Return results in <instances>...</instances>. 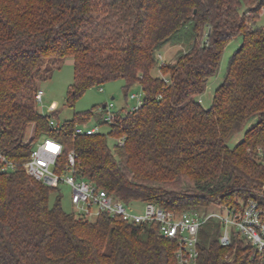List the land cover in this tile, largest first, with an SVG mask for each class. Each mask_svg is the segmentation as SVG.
<instances>
[{
  "label": "trees",
  "instance_id": "obj_1",
  "mask_svg": "<svg viewBox=\"0 0 264 264\" xmlns=\"http://www.w3.org/2000/svg\"><path fill=\"white\" fill-rule=\"evenodd\" d=\"M263 8L264 0H0V150L22 163L39 137H53L63 146L59 164L73 151L77 177L125 203L148 201L175 213L264 203V29L254 27ZM238 35L205 108L198 96ZM169 42L185 48L153 77L156 52ZM66 58L73 64L69 106L107 81L123 78L125 90L140 84L141 104L109 123L112 146L100 132L73 134L93 109L55 126L49 121L57 113L37 110L46 60ZM32 124L35 136L26 141ZM57 191L22 168L0 173V264H177L176 242L158 223L78 217L61 208L59 196L50 204ZM221 233L215 220L200 227L197 264H264V252L238 233L227 246Z\"/></svg>",
  "mask_w": 264,
  "mask_h": 264
},
{
  "label": "built area",
  "instance_id": "obj_2",
  "mask_svg": "<svg viewBox=\"0 0 264 264\" xmlns=\"http://www.w3.org/2000/svg\"><path fill=\"white\" fill-rule=\"evenodd\" d=\"M43 90L37 88L34 101H42ZM131 97L135 94L131 93ZM142 100L138 101L140 105ZM134 106L133 108L137 107ZM112 102L105 104V123L114 121L120 114L128 109L112 111ZM49 123L54 126L53 120ZM99 133V126L78 124L75 126L74 135H93ZM121 143L122 139H118ZM62 143L50 136H41L34 144L28 159L19 163L9 158L0 150V173H8L22 168L24 173L40 181L46 186L56 187L66 183L71 187V203L77 206V216L90 219L107 213L119 216L122 220L143 224L146 222L158 223L160 233L175 240V258L177 264H197L198 259V232L200 227L209 220L221 223L222 233L219 237L221 245L227 246L232 241L233 233H238L259 254L264 252V203L249 199L246 203L239 201L238 205H219L215 211L191 210L186 212H170L152 202H144L141 211L127 209L125 203L118 196L89 181L77 177L75 154L69 151L64 164H59L58 159L62 153ZM95 209L92 211V208Z\"/></svg>",
  "mask_w": 264,
  "mask_h": 264
},
{
  "label": "rangeland",
  "instance_id": "obj_3",
  "mask_svg": "<svg viewBox=\"0 0 264 264\" xmlns=\"http://www.w3.org/2000/svg\"><path fill=\"white\" fill-rule=\"evenodd\" d=\"M241 10H243V6L241 7ZM254 27H261L264 29V8L255 22ZM241 41V35H238L231 39L225 46L217 73L209 77L204 92L198 96V100L203 107L207 108L211 105L214 90L224 79L229 59L234 51L238 49ZM184 48L183 44H173L170 42L162 46L156 52L158 63L150 70V75L153 77H162L163 75L160 71L159 65L172 63L175 60L178 51ZM44 67L46 68L44 75L42 78L38 79L37 82L39 88L43 90L42 101L36 104L37 110L45 115L52 112L57 113V117L50 118L53 120L55 126L56 124H60L68 119H71L75 112L93 109V115H91L90 118L83 123L87 126L98 125L99 132L107 135L108 143L112 146L115 139L109 135L110 126L105 123V111L102 109V106L108 102H112L113 107L111 110L114 112L123 108L131 109L134 106H137L138 101L143 99V92L140 84L138 82H134L125 90V81L123 78L107 81L98 86H92L86 89L75 100L73 105L69 106L66 104L65 98L68 87L73 81L72 59L66 58L61 62H56V64H53L52 60L49 59L46 60ZM125 93L127 94L126 96ZM131 93H134L135 96L131 97ZM251 122L241 125V127L227 141L229 146L235 145L242 138L245 129ZM34 136V125L32 124L28 126L24 139L27 141L34 138ZM39 139L40 137L36 141ZM57 196L60 198L61 208L65 212H73L77 216V206L71 203V187L68 184L60 183L58 185V191L50 194V204L55 202ZM143 203L144 202L141 200L130 201L128 207L126 208L134 212L141 211ZM94 209L95 207L92 208V211ZM218 209L219 206L217 204H212L208 206L205 211H215ZM90 219L93 220L94 216L90 217Z\"/></svg>",
  "mask_w": 264,
  "mask_h": 264
},
{
  "label": "crops",
  "instance_id": "obj_4",
  "mask_svg": "<svg viewBox=\"0 0 264 264\" xmlns=\"http://www.w3.org/2000/svg\"><path fill=\"white\" fill-rule=\"evenodd\" d=\"M113 98V97H112ZM39 111V110H38ZM40 112V111H39Z\"/></svg>",
  "mask_w": 264,
  "mask_h": 264
}]
</instances>
